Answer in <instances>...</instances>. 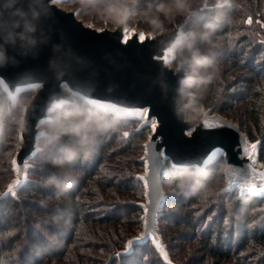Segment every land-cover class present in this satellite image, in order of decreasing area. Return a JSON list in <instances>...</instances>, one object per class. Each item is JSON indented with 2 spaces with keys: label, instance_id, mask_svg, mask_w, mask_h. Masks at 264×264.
<instances>
[{
  "label": "trees",
  "instance_id": "1",
  "mask_svg": "<svg viewBox=\"0 0 264 264\" xmlns=\"http://www.w3.org/2000/svg\"><path fill=\"white\" fill-rule=\"evenodd\" d=\"M247 3H249L246 4L248 8H251L252 18L259 14L258 16L264 20V0H247ZM152 5L148 4L147 7L154 9ZM240 5L238 10L223 9L219 11V14L205 15L198 19L196 24L208 28L207 33H211V40L220 38L225 45L207 54V59L211 61L208 73L205 76H193L187 79L184 82H187L186 85H183V95L188 116L196 114L201 106H204L211 107L213 112L237 120L242 131L246 132L251 141L259 140V159L264 160V45L261 43L264 35H256L257 29L244 24L250 14L244 9L245 6ZM128 6L130 10L134 9L131 8L132 5ZM157 13L159 14L158 11ZM171 15L172 11L168 15L170 20ZM136 24L146 29L157 30L159 28L157 23L149 25L143 23L142 20L137 21ZM206 42L203 43V47L206 46ZM180 47L182 49L180 54L189 49L199 51L185 39H182L178 50ZM220 70L224 73H220ZM233 73L240 74L235 81L236 91H231V86L220 81V76L228 78ZM197 95L202 97L199 98ZM45 125L48 124L45 123ZM136 128L137 122L127 117L113 114L104 121H99L94 117L87 136L90 144L88 155L85 158L81 152L77 156L76 165L71 167L65 165L64 173L68 175L66 181L56 183L57 173L50 170L51 166L55 165L54 163L45 169L43 175L29 171L31 175L29 183L24 184L18 190L17 196H8L0 200V236L16 229L14 237H4L0 240V264H6L9 260H12V264H40L41 261L51 260L65 253L68 247L75 242H79L77 235L80 234L82 225H85L82 227L85 230L91 225L119 224L123 218L133 214L135 208L138 210L134 203L127 206L116 201L101 200L103 194H107L106 191L110 192L108 190L117 193H133L135 189L143 188L141 181L134 175L116 177L110 173L106 175V170H104L107 168L108 160L114 158L116 162H123L124 159L122 160L121 156L145 139L149 128L134 132ZM126 131L129 132V137H124L123 133ZM40 143L47 145L45 147L41 144L43 146L41 150L45 151L48 147L47 137H42ZM65 143L71 145L74 141L68 139ZM2 149L3 147L0 148V155ZM34 161L38 162V159ZM219 163H223L221 159L217 160L212 167L200 172H196L193 167L170 169L163 179V182L167 184L170 182L169 184L175 189L167 193L166 201L172 200L174 204L178 203L185 209L183 215L173 217L172 224L177 227H190L192 231L194 230L195 238L198 239L197 249L201 255L193 258L189 264H264V196L253 193H244L241 196L235 187L231 192L218 195L219 198L222 195L220 203L225 204L224 206H221L214 197L217 203L209 213L205 212L203 221L200 218L197 220L195 215L197 211L191 209L203 197L215 176H223L222 169L216 172ZM109 169L110 172L118 171L115 165ZM11 173V166L7 171L0 169V191L5 187ZM32 176L47 183L45 185L37 183ZM221 180L223 183V179ZM100 189H103L102 196L99 195ZM29 193L69 200L71 204L60 208L38 207L32 197L30 199L21 197ZM30 203L35 207L31 208ZM259 208L262 209L260 216L257 215V212H261ZM42 209L47 211L45 216L58 222L56 225L62 227V231H52L49 228L50 224L46 223L42 225L49 233L40 232L35 227L36 215L39 212L44 213ZM58 209L64 210L62 214L58 213ZM15 215L17 219L13 217ZM164 215L163 210L161 216ZM208 218L210 219L206 222ZM257 220L258 222L255 223ZM181 239L184 237L182 236ZM114 244H116L114 249L113 246L105 249V259L110 257L107 264H117L118 261H121L120 264H129L128 260L131 258L135 259V262L132 259V264H149L144 257H150V253L155 254L154 251L156 252L151 242L147 240L136 244L133 257L126 259L120 256L117 258L110 254L116 248L125 245L124 239ZM98 249L100 250L101 247Z\"/></svg>",
  "mask_w": 264,
  "mask_h": 264
},
{
  "label": "snow or ice",
  "instance_id": "2",
  "mask_svg": "<svg viewBox=\"0 0 264 264\" xmlns=\"http://www.w3.org/2000/svg\"><path fill=\"white\" fill-rule=\"evenodd\" d=\"M55 3L56 0H51ZM226 2V0H225ZM140 7H144V3L140 2ZM153 7L156 11L163 13L164 16H168L173 10L178 11L181 14L188 13V5L185 0H166V2H160L156 0ZM202 7H208L204 4ZM215 7V6H213ZM47 9V4L43 0H8L4 4V10H0V52L3 53L0 56V85L3 86L4 91L9 90L11 78L14 74L20 72L22 68L20 65L22 61L20 59V53L33 51L34 46L38 43L40 31L38 19L43 15L44 10ZM190 15V13H188ZM73 16L80 15V11L77 10L72 14ZM154 24L155 20L152 21ZM247 24H252L253 19L251 16L245 21ZM107 23V21H105ZM187 23V20L185 21ZM260 23V21H257ZM260 26L264 28V23H260ZM80 27H83L82 25ZM89 29L92 28V24H88ZM96 32H104V28L95 29ZM123 36L122 40L125 44L129 43L131 36L134 32L127 27L121 29ZM163 31V29H161ZM140 41L145 40V34L140 32L137 34ZM211 33H205L201 36L199 33H193L184 37L190 45H194L198 50L205 51V55L201 56L199 51L192 54V60L195 61L196 65L209 64L211 61L207 59V54L211 51L210 49L205 50L203 47V41ZM181 40L180 36L176 37V43ZM264 43V40L261 41ZM176 44L171 47L163 49V55L157 56V59H162L164 64L171 63L172 60L176 59L173 54ZM191 61L181 60L180 65L184 66L185 71L188 70ZM78 62L64 51H57L53 53L50 63H45L39 69L33 70V75L40 82L27 84L25 87L31 90L42 89L40 95L34 97L18 107L19 122L21 125L20 130L15 132L17 144L15 150L19 153L23 150L24 153L29 154L33 159H38L39 167L29 165L26 162L28 157H22L21 159L13 158L11 160V169L17 174V178L12 180L7 185L5 192H0V198L6 197L9 194L13 197L16 196V189L26 183L27 173L32 171L38 175H43L44 171L52 163L57 165V169H50L56 171L58 179L56 183L60 184L68 179V175L64 173L65 165L69 167L74 166L78 163L77 156L83 152L85 158L88 155V149L90 147L87 136L90 132L91 121L95 117L99 121L107 120L111 115L119 113L126 115L134 119L137 122V128L134 132H140L143 128H149L152 133L162 134V127L158 128V124L162 125L163 121L158 119L159 114H153L151 107L144 105L139 106H121L116 102H112L109 97H101L99 95L90 96L86 91L88 87V77L80 74L78 71ZM179 70V66H177ZM5 77L9 80L6 82ZM55 85V88H52ZM169 86L170 82H169ZM65 89L70 94L69 98L52 102L51 93L53 91L59 92V89ZM16 93L24 91V88L16 87ZM100 91L99 88L96 89ZM9 99L11 104H16V95L9 93ZM51 104V106H48ZM33 110L39 109L43 114V109L46 107L47 116L39 119L38 123L35 121L26 122L25 113H28L29 120L36 116V111H29V107ZM63 106V107H61ZM69 109L65 111L64 109ZM59 109V111H57ZM100 110V111H97ZM11 111V108H9ZM194 119V117H193ZM33 123L35 127L39 128L40 125L47 123L51 126L49 132L38 131L33 136ZM202 128L210 129L207 133L208 136L213 138H219L220 146H213V148L205 153L202 160L192 167L198 171L212 167L214 164V157H227L228 153L225 152V148L228 147V140L231 135L229 129L235 128V125L229 124L226 121H217V123L210 122L205 118L201 125ZM195 129L190 127L187 135L191 136ZM124 137H129V132L123 133ZM41 137H47L48 147L45 151L39 148H33V140L39 142ZM71 139L74 141L73 144H66V140ZM154 136H149L148 139L140 145L144 151V156L136 157L139 159L144 166V175L138 176V179L143 181V187L145 191L143 195L148 198V204L142 205V211L144 212L141 219L145 227L147 228L150 223V218H154L159 212L161 204L166 197L162 193L161 183L165 176L169 173V170H178L180 166V158L176 155L170 156L165 152H154L152 150V141ZM243 140V138H241ZM259 141L251 144L250 146L246 143H239L237 146L242 149V156L248 157L252 163L258 162L256 160L257 145ZM165 164L169 167L165 168ZM237 169H229V171H236ZM239 171L243 172L247 179H244L240 184V195L243 196L245 192L250 191L256 195L264 196V171H259L251 164L247 168H241ZM259 182V186L257 184ZM235 181H229L228 187L221 189V193H228L232 191V185ZM78 201V197L76 198ZM227 222V221H226ZM49 228L52 231H62V227L56 224H50ZM16 229L10 230L3 233L0 236V240L4 237H14ZM151 235L152 242L155 248L163 256V259L167 261V264H172L169 259L167 252L165 251L164 245L156 237L154 231L151 233L144 232L140 236L133 237L128 240L123 247V253L126 254V259L133 257L136 252V245L134 242H139L142 238ZM19 251V249H15ZM117 258L121 256L120 252L114 254ZM146 260L147 257H144ZM129 264H132L130 261Z\"/></svg>",
  "mask_w": 264,
  "mask_h": 264
},
{
  "label": "water",
  "instance_id": "3",
  "mask_svg": "<svg viewBox=\"0 0 264 264\" xmlns=\"http://www.w3.org/2000/svg\"><path fill=\"white\" fill-rule=\"evenodd\" d=\"M63 1L56 0L55 3H52L51 0H43L47 4V9L38 18L40 20L38 43L34 46L33 51L20 53L22 61L20 67L22 70L11 78L12 82L8 92L16 95V100L20 93L32 91L31 89H25L16 94V87L26 88L27 84L40 82L32 74L33 70L39 69L45 63H50L53 53L64 51L78 62L80 74L89 78L86 91L90 96L109 97L112 102H116L121 106L144 105L151 107L153 114H159L158 119L162 120L163 124H158V128L162 127V134L150 131L148 135V137H155L154 141H152V150L154 152H165L170 156H178L180 158L179 167L189 168L197 165L205 153L209 152L213 146H220L219 138H213L205 134L210 129L202 128L200 126L202 121L205 118L213 123L226 121L235 125V128L229 129L231 135L228 140V147L224 149L228 153L227 157H223L225 162L223 170L225 175L224 188L228 187L229 181H235L236 183L232 185V189L237 187L240 193L239 184L248 177L239 169L247 168L249 164L257 169L258 172L264 171V160H259V143L256 153L258 162L252 163L248 157L241 155L242 149L237 146L239 143L246 142L250 146L259 140L251 141L246 132L242 131L237 121L218 112H213L211 107H206L208 112L201 111L204 106H201L196 114L187 115L183 84L190 76L180 63L179 70H177V68L164 64L162 59H157V56L163 55V49L171 47L173 44H178L176 43V37L183 36L181 30L184 22L163 31L151 34L146 33L144 41H140L137 35L142 30L136 28L129 43L125 44L122 40L123 33L121 29L124 27L122 19L114 28H104V32H96L95 29L97 28L92 26L89 29L87 27L88 24L79 15L73 16L74 10L60 6L59 2ZM7 2L8 0H0V10H4V4ZM81 25L83 27H80ZM5 80L8 82L9 78L5 77ZM169 82L171 86H169ZM52 88H55V85H52ZM97 88L100 89L99 92L96 91ZM41 91L42 89L34 90L30 99L39 96ZM51 97L52 102H57L58 100L69 98L70 94L61 88L59 92L53 91ZM48 106H51V104ZM29 111H36L37 114L30 121L28 113H25L26 122L35 121V123H38L39 119L48 115L46 107L43 109V114H41L39 109L33 110L31 106ZM115 115L133 119L119 113H115ZM35 123H33L32 129L33 136L36 132L41 131V125L36 128ZM190 127L195 129L191 136L187 135ZM20 128L21 125L18 130ZM32 147L38 148L35 140H33ZM14 157L18 160L22 157H28L26 162L31 158L23 150L19 153L16 151ZM220 158L222 157H214V161ZM165 168H168V164H165ZM229 169L237 170L233 172L229 171ZM196 171L200 172L197 169ZM144 172L137 175V178L144 175ZM16 178L17 174L14 179ZM141 182L143 185L144 182ZM257 184L259 186L258 181ZM162 185L163 181L160 190L167 198ZM245 193L252 192L247 191ZM145 198L146 202L143 205L148 204V198ZM165 201L162 202L156 216L150 218L148 227L146 228L143 222L141 232L133 237L140 236L144 232L151 233L154 231L156 237L163 244L157 230V221L162 215L161 209ZM147 240L152 242V236L148 235L139 242ZM152 245L154 246L153 242Z\"/></svg>",
  "mask_w": 264,
  "mask_h": 264
},
{
  "label": "rangeland",
  "instance_id": "4",
  "mask_svg": "<svg viewBox=\"0 0 264 264\" xmlns=\"http://www.w3.org/2000/svg\"><path fill=\"white\" fill-rule=\"evenodd\" d=\"M162 2H166V0H160ZM250 1V0H249ZM141 0H64L63 2H59V5L62 6L65 9H72L75 12L77 10L80 11L79 17L87 24H92V26L96 28H114L115 25L122 19L124 21V27L129 28L130 30H135L138 28L139 30H142L140 32H143L144 34H151L157 31H161V29L165 30L167 28H170L176 24H180L184 22V26L181 30L183 36L181 37V40L178 44H176L174 49V55L176 56V59L172 60L171 63L168 65L174 68H177L179 66V63L181 60H189L191 61V64L188 67L187 73L190 77L193 76H205L208 73L209 64H203V65H196L195 61L192 60V54L194 52H197L194 49L185 50L183 53L180 50H178V46L182 42V39L186 35L193 34V33H199L201 36H204L205 33H207L208 28L202 27L197 25L198 19L205 15L214 16L216 14H219L220 10L227 9V11L232 10H238L242 4L243 6L247 7L244 9L247 10L250 14V7L246 4L247 0H185L188 7V13L181 14L176 10L172 11L171 20L167 16H164L163 13L156 14V9H150L147 7V5H154L156 0H142L144 3V7H140ZM204 4H207L208 7H202ZM128 5H132L129 9ZM152 5V6H153ZM126 6V7H123ZM215 6V7H213ZM123 7V8H122ZM259 14H256L255 18L253 19L252 24H247L244 21V24L251 26L253 29H257L256 35H264V28L260 26V23H264V20L261 19ZM154 16V17H153ZM249 16H253L250 14ZM248 16V17H249ZM247 17V18H248ZM178 19V21H176ZM142 20L143 23H147L149 25L154 24L152 21L155 20L156 23L159 25V28L157 30H152L150 28L146 29L140 26H137L136 22ZM172 20H175V22H172ZM187 20V23L185 21ZM107 21V23H105ZM132 22V24H129V22ZM136 21V22H135ZM234 21V19H233ZM257 21H260V23H257ZM134 22V23H133ZM172 22V23H171ZM155 23V24H156ZM171 23V25L165 26L167 24ZM260 28V29H259ZM209 35L207 39L203 41V43L206 42V46H204V49H210L211 51L224 47V43L220 38H212ZM255 38V36H254ZM211 40V41H210ZM256 41H261L260 39H255ZM264 40V36H263ZM264 45V43H263ZM210 51V52H211ZM199 54L201 56L205 55V51L199 50ZM220 73H224L223 70H220ZM240 74L233 73L228 76V78H225L223 76H220V81H222L224 84H228L231 86V91H236V80L238 79ZM187 83V82H186ZM186 83L183 85L185 86ZM28 89V88H24ZM33 91H24L20 93L17 97L16 104L13 106L11 104V101L9 99V92L4 91L3 87L1 86L0 91V148L3 147L0 155V162L1 167L0 169H4L7 171V169L11 166V160L14 158V155L16 153L15 146L17 144V139L15 136V132L18 131L20 127L19 122V113H18V107L20 104L24 103L25 101H28L33 94ZM17 94V93H16ZM202 95V93L200 92ZM199 97V95H197ZM200 96L199 98H201ZM9 108H11V111H9ZM201 111L208 112V108L202 107ZM233 119V118H231ZM235 120V119H233ZM237 121V120H235ZM238 122V121H237ZM41 131L49 132L51 130V127L48 125H41L40 126ZM150 133V129L148 130V133L144 140H142L140 143L133 146V150L131 149L129 152L121 156V159L123 162H116L114 158H111L107 161V168L106 175L110 173L111 175H116V177H121L120 175H134L137 178V175H140L144 172V166L143 163L137 159L136 157L143 156L144 151L140 147L145 140L148 138V135ZM42 138V137H41ZM37 142V146L39 149L43 146H47L46 144ZM43 146H42V145ZM2 145V146H1ZM222 164L219 163L216 167V172L224 170V158H220ZM218 159V160H220ZM35 159L30 158L27 160L29 165H35L36 167H39V163L34 161ZM260 160V159H259ZM217 163V160L214 161ZM111 165V166H109ZM114 165L117 167L116 172H110L111 170L109 167H114ZM57 165L51 166L52 169H57ZM206 170V168H204ZM120 171V172H119ZM196 171V169H195ZM123 172V173H121ZM197 172V171H196ZM30 173H27V180H29ZM16 177V174L14 171H12L11 175H9L8 180L6 182L5 187L0 192H5L7 190V185L12 182V180ZM32 178L37 183L46 184L47 182L40 180V178H36L35 176H32ZM223 179V183L222 180ZM139 180V179H138ZM140 181V180H139ZM142 183V182H141ZM170 182L165 183L163 182V190L165 193L173 192L175 189L169 184ZM23 186V185H22ZM22 186H19L16 189V193H18V190L21 189ZM225 187V175L223 173V176L216 175L213 183L208 188V190L204 193L203 197L198 200L197 203H195L191 209L196 210L195 215L197 217V220L200 218L201 221L204 220L206 211H211L213 206L217 203L216 201H219V204L221 206H224L225 204L220 203V200H222V195H220V198L218 197L219 194H222L220 192L221 189H224ZM107 188V186L105 187ZM101 191L99 195L102 196L103 189H100ZM110 192H107V194H103L101 197V200L107 202H120L127 206L134 203L137 207L133 210V214H129L125 218H123L119 224H104V226H96L91 225L87 226L85 230H83L82 227L85 225H82L80 227V234L77 235V240L79 242H75L72 246L68 247L67 251L65 253H62L58 257H53L51 260H45L41 261L40 264H107V261L110 259V257L105 259L104 253L107 249L112 248L114 249L116 242H118L121 239H124V243H126L128 240H130L131 237L139 235L143 228V221L141 219H138L139 217H143L144 212L142 211V205L146 202V198L143 195L144 188L135 189L134 192L130 193H117L113 192L111 190H108ZM237 193L239 194V190L237 188ZM8 196H11L10 194ZM6 196V197H8ZM17 196V194H16ZM15 196V197H16ZM236 196V195H234ZM232 196V197H234ZM21 197H26V199H30L32 197V200H34L35 204H38V207L42 206V208L45 207H51L55 206L56 208L63 207V205H70L71 202L69 200H62V199H53L49 197L48 195H37V194H23ZM216 197V201L214 199ZM5 198V197H3ZM3 198H0L3 199ZM89 199H87L88 201ZM129 204V205H128ZM30 207H35L33 204H29ZM231 205V204H230ZM26 209V208H23ZM260 209V208H259ZM43 210V209H42ZM162 211H165L164 216H160L157 221V230L161 236V240L163 244L165 245V251L168 254L169 259L172 261V264H189V262L193 258H198L201 254L199 252L198 248V239L195 238V234L193 233L192 229L190 227H177L174 224H172V219L175 215H183L185 209L182 208L178 203H173L172 200H167L164 202L162 206ZM63 209H58V213L62 214ZM257 211V210H256ZM261 212H257V215L260 216L262 214V209H260ZM44 213H38L36 215L37 223H35V227H37L40 232L49 233L47 231V228H45L42 224H57L58 222L55 220H52L51 218H48L45 216L46 210H43ZM205 213V214H204ZM209 215V214H208ZM14 219H17V215L13 216ZM12 217V218H13ZM210 218L206 219V222L209 221ZM259 220V219H258ZM258 220L255 222L257 223ZM206 224V223H205ZM70 226L69 224L67 225ZM83 230V231H82ZM129 234L128 236L124 237V235ZM184 237V239H181V237ZM11 238V237H9ZM150 241V240H149ZM24 242V241H23ZM25 242L28 243V240L25 239ZM145 241L134 243H144ZM151 242V241H150ZM152 244V242H151ZM101 249L99 250L98 248ZM124 247V246H123ZM123 247L116 248L115 250H111L112 253L110 256H113L116 252H121V256H124L126 258V254L123 253ZM154 247V246H153ZM155 248V247H154ZM106 249V250H105ZM155 254L150 253V257H147L145 261H149V264H167V261H165L162 257V255L157 251ZM104 253V254H103ZM160 257V259H159ZM135 262L134 258L129 259L128 261ZM158 259V260H157ZM104 261V262H103ZM121 262V261H120ZM118 261L117 264H120ZM12 260L7 261L6 264H12Z\"/></svg>",
  "mask_w": 264,
  "mask_h": 264
},
{
  "label": "clouds",
  "instance_id": "5",
  "mask_svg": "<svg viewBox=\"0 0 264 264\" xmlns=\"http://www.w3.org/2000/svg\"><path fill=\"white\" fill-rule=\"evenodd\" d=\"M3 55V53L2 52H0V56H2Z\"/></svg>",
  "mask_w": 264,
  "mask_h": 264
}]
</instances>
